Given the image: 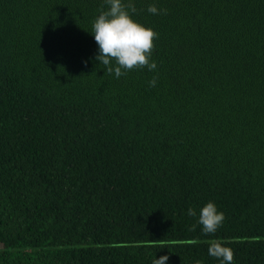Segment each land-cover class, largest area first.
Segmentation results:
<instances>
[{"label":"trees","instance_id":"obj_1","mask_svg":"<svg viewBox=\"0 0 264 264\" xmlns=\"http://www.w3.org/2000/svg\"><path fill=\"white\" fill-rule=\"evenodd\" d=\"M133 2L157 68L115 78L103 0H0V264H264V0Z\"/></svg>","mask_w":264,"mask_h":264},{"label":"clouds","instance_id":"obj_2","mask_svg":"<svg viewBox=\"0 0 264 264\" xmlns=\"http://www.w3.org/2000/svg\"><path fill=\"white\" fill-rule=\"evenodd\" d=\"M103 2L107 7L95 17L89 31L97 44L95 59L115 78H120L136 67L155 70L156 62L150 57L157 34L152 28L134 19L136 7L133 0H103ZM146 10L153 15L166 12V9H158L154 3L149 4ZM155 83V77L148 82L149 86H154ZM186 215L196 217V223L191 225L189 230H194L196 224H199L203 234L215 233L224 220V213L218 210L213 201L201 206L198 213L189 206ZM207 252L209 256L216 258L219 264H232L233 250L222 241H210ZM168 260L167 254L159 258L155 256L152 264H167ZM195 264L201 262L197 260Z\"/></svg>","mask_w":264,"mask_h":264}]
</instances>
